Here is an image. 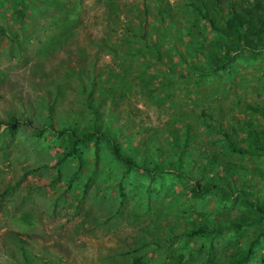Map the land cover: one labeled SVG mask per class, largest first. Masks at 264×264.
<instances>
[{
  "label": "rangeland",
  "instance_id": "1",
  "mask_svg": "<svg viewBox=\"0 0 264 264\" xmlns=\"http://www.w3.org/2000/svg\"><path fill=\"white\" fill-rule=\"evenodd\" d=\"M41 1L23 0L27 16L21 23L11 19L9 6L0 3V264L19 263V238L39 259L36 264H133L138 254L146 256L144 264H166L167 247L157 248V242L164 243L172 233L181 234L203 221L230 226L234 218L246 213L241 202L223 205L214 195L195 202L188 183L168 174L151 176L142 169L124 175L125 167L104 143L99 162L89 149L83 152V169L70 183L78 172L77 160L72 158L53 167L64 150L62 141L53 130L37 122L35 114L40 112L44 120L48 102L52 104L54 98L60 101L58 107L54 105L55 122L70 115L71 108L78 109V100L83 97L73 85L77 78L69 79L68 75L84 67L92 74L109 68L108 76L116 74L119 78L117 87L122 81L129 84L115 100L116 106H100L107 115L118 118L120 123L115 124L126 135L122 142L127 150L154 142L163 145V154H168V131L189 124L194 133L193 146L237 164L235 177L245 182L240 187L255 192L257 200L264 202V157L224 155L219 137L206 131L200 117L201 111L208 112L211 119L214 117L208 121L216 129L233 120H248L251 112H245L246 104L264 105V53L242 57L234 63L232 72L230 69L199 84L193 83L196 76L181 82L175 75H156L155 86L149 87L152 91L161 81L170 84L167 91L149 96L128 72V66L133 68L139 60L133 63L126 56L122 60L104 44L116 35V21L120 23L118 29L133 23L135 13L145 8V0H66L56 10L40 7ZM146 1L153 13L163 4L171 5L183 34L191 25L181 16L188 12L184 7L188 0ZM14 2L8 0L9 5ZM34 7L40 8L35 12ZM71 14L78 17L71 35L61 36L54 22ZM134 25L141 29L151 23L147 18V22ZM147 30L149 33L151 29ZM52 37L63 39V45L52 49ZM186 44L189 50L198 46ZM63 83L70 85L59 93ZM167 92L169 96H165ZM89 111L86 109L81 124L91 117ZM13 120L17 127L11 133L7 124ZM246 135L240 134V146L246 142L242 139ZM168 162L162 160L165 166ZM41 166L49 168L26 173ZM253 229L237 232L228 228L217 240L219 261L244 245ZM200 248V240H191L189 248L183 249L188 264H205L208 250L197 251ZM212 264L219 262L215 259Z\"/></svg>",
  "mask_w": 264,
  "mask_h": 264
},
{
  "label": "trees",
  "instance_id": "2",
  "mask_svg": "<svg viewBox=\"0 0 264 264\" xmlns=\"http://www.w3.org/2000/svg\"><path fill=\"white\" fill-rule=\"evenodd\" d=\"M63 1L66 0H42L40 7L56 10ZM2 2L10 7L11 19L21 23L26 18L23 0H15L12 5L8 4V0H0V3ZM148 2L145 0L143 3L145 8L135 13L130 26L118 29L120 23L116 21V30L118 29L115 30L116 35L106 39L104 44L110 49L111 54L119 56L122 60H124L123 56L129 57L133 63L139 60L133 68L131 65L128 66L130 68L128 72L148 90L149 96L153 92L167 91L170 84V81H161L152 91L149 87L155 86L152 83L156 75L161 74L165 78L169 74L175 75L181 82L189 81V77L196 76L193 83L199 84L200 81L204 82L219 73L222 75L230 69L232 72L234 63L242 57L254 58L264 53V0H188L184 5L188 9L186 12L188 15L181 16L191 25L184 28V34L181 25L171 12L173 10L171 5L163 4L158 8L157 13H153L154 11L147 7ZM66 5L73 10L67 2ZM40 7H34L33 10L37 12ZM73 16L75 14L54 22V27L61 36L71 35L69 32L78 19ZM147 18L151 23L149 28L135 27V23H145ZM147 29H151L149 33ZM211 34L214 37H211ZM61 40L63 39L60 37H52L50 40V44H53L52 49L54 46L57 49L63 45L64 42L60 44ZM186 41L188 45L198 46L189 50ZM123 53L127 54L122 55ZM187 56L191 59L187 60ZM174 58L177 59L176 62L173 61ZM174 68L178 70L177 73L172 71ZM110 72L111 69L107 68L92 74L84 67L82 71H74L72 75H68L69 79H73V76L77 78V83L73 85L77 93L83 97L78 100L80 107L71 108L70 115H64L54 121V111L60 104L55 98L52 104L48 102L50 107L45 109V123L44 116L36 112V121L53 130L62 141L64 150L59 154L58 161L53 167H59L69 159H76L79 168L70 180L72 183L83 169V152L89 149L99 162V151L101 144L104 143L114 159L125 167L124 175L142 169L151 176L168 174L178 182L182 180L188 183L191 199L195 202L205 200L210 195L216 196L223 205L239 201L244 205L246 213L234 218L230 226L229 223L222 225L203 221L181 234L172 233L164 243L157 242V248L167 247L166 264H188L183 249L189 248L191 240H200L201 248L197 251L201 252L203 248L208 250L205 264H212L215 259L219 264H250L255 248L264 241V202L257 200L255 192L240 187L245 182L235 177V169L239 166L227 161L225 156L201 151L198 145L194 147V133L189 124H185L182 128L173 127L168 131L171 138L168 154H163V148L165 149L163 145L154 142L151 145L144 144L140 148L127 150V144L122 142L126 135L121 133L120 125L115 124V122L120 123L118 118L112 114L107 115L103 108H100L107 106L106 104L116 106L115 100L120 97V92L129 88L126 81H122L120 87H117L119 78L115 77L116 74L113 77L108 76ZM68 85L70 84H60L58 92L67 89ZM164 94L169 96L168 92ZM55 103L57 107H54ZM86 109H90L88 113L91 117L81 124ZM244 110L251 112L248 120L244 119L241 123L233 120L230 125H219L216 129L211 126V121H208L211 119L208 112L201 111L200 117L206 126V131L219 137L218 141L222 143L224 155L229 158L264 157V105L246 104ZM16 123L14 120L8 123L7 131L14 133ZM2 124L0 122V127ZM241 133H247L242 138L246 140L242 146L238 143ZM164 159H169L166 166L162 163ZM43 168L49 166L32 168L26 173H33ZM258 173L263 175V172ZM173 184L176 182L173 181ZM87 187L88 185L86 190ZM202 214L204 213L200 215ZM251 227L254 228L253 232L247 237L245 244L236 247L230 256L219 261L216 244L219 238L225 236L226 230L230 228L239 232ZM17 240L21 242L18 247L20 253L18 264H36L39 261L36 255L23 245L24 240L20 238ZM178 244L180 245L177 247ZM145 258L146 256L138 254L134 256L132 263L144 264ZM261 259L264 264V254ZM44 264L51 263L44 262Z\"/></svg>",
  "mask_w": 264,
  "mask_h": 264
},
{
  "label": "crops",
  "instance_id": "3",
  "mask_svg": "<svg viewBox=\"0 0 264 264\" xmlns=\"http://www.w3.org/2000/svg\"><path fill=\"white\" fill-rule=\"evenodd\" d=\"M261 246V247H260ZM264 254V241H262L256 248L254 252V256L252 262L250 264H262L261 257ZM255 260V262H253Z\"/></svg>",
  "mask_w": 264,
  "mask_h": 264
}]
</instances>
